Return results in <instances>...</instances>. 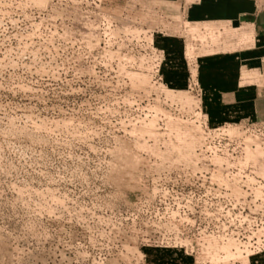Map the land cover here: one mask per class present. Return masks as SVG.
<instances>
[{
  "label": "rangeland",
  "instance_id": "374dc122",
  "mask_svg": "<svg viewBox=\"0 0 264 264\" xmlns=\"http://www.w3.org/2000/svg\"><path fill=\"white\" fill-rule=\"evenodd\" d=\"M167 20L141 0H0V264L262 260L244 243L199 242L152 181L195 165L204 111L192 91L155 82L127 37L171 30L188 57L218 42Z\"/></svg>",
  "mask_w": 264,
  "mask_h": 264
},
{
  "label": "crops",
  "instance_id": "0c3cea01",
  "mask_svg": "<svg viewBox=\"0 0 264 264\" xmlns=\"http://www.w3.org/2000/svg\"><path fill=\"white\" fill-rule=\"evenodd\" d=\"M141 1L154 3L170 23L186 22L193 32L218 37L208 45L195 42V52L207 51L188 57L180 34L156 30L155 44L164 53L160 73L168 89H188L194 69L197 97L210 126L264 121V0ZM253 263L264 264V257Z\"/></svg>",
  "mask_w": 264,
  "mask_h": 264
},
{
  "label": "built area",
  "instance_id": "2783aa9c",
  "mask_svg": "<svg viewBox=\"0 0 264 264\" xmlns=\"http://www.w3.org/2000/svg\"><path fill=\"white\" fill-rule=\"evenodd\" d=\"M155 33L156 30L141 29L137 35L130 32L127 38L139 42L155 82L164 85L160 73L164 53L151 39ZM188 90L196 96L200 92L193 72ZM202 116H198V123L203 144L195 150V165L178 164L160 171L152 181L159 190L173 191L177 220L193 227L199 242L220 237L244 243L250 254L262 252L264 170L260 169H264V121L212 127ZM247 136L257 144L251 143L248 148L244 142ZM252 150L261 153L262 162L248 159L246 153ZM181 216L187 218L180 220Z\"/></svg>",
  "mask_w": 264,
  "mask_h": 264
},
{
  "label": "bare ground",
  "instance_id": "6f19581e",
  "mask_svg": "<svg viewBox=\"0 0 264 264\" xmlns=\"http://www.w3.org/2000/svg\"><path fill=\"white\" fill-rule=\"evenodd\" d=\"M247 140H249L250 141V144L251 143H255V144H257V142L252 138V137H250V136H247V137H245L244 138V142L246 143V141ZM251 155V154H250ZM207 251V250H206ZM215 253V252H214Z\"/></svg>",
  "mask_w": 264,
  "mask_h": 264
}]
</instances>
